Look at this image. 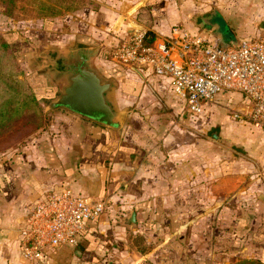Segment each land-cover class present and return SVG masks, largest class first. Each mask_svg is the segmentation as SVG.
<instances>
[{
    "label": "crops",
    "instance_id": "0c3cea01",
    "mask_svg": "<svg viewBox=\"0 0 264 264\" xmlns=\"http://www.w3.org/2000/svg\"><path fill=\"white\" fill-rule=\"evenodd\" d=\"M36 1L43 2L44 7L40 8L45 13L48 8L54 12V16L41 22L46 40L54 42L47 50L63 51L76 44L98 47L94 64L105 76L117 80L116 99L120 107L123 104L126 108V116L122 126L111 128L58 106L49 110L42 130L20 148L0 157V264H218L222 251L227 257L225 264L243 262V241L250 229L242 230L247 221L244 214L238 209L228 210L226 204L229 193L238 191V185L229 181L243 177L236 171L243 160L239 157L229 161L224 154L219 160L214 159L216 145L212 138L219 136H213L217 132L210 130L218 114L217 105L213 101L206 103L197 115L206 113V120L194 121L197 116L185 113L181 99L175 96L166 78L148 68L117 64L109 55L120 37L140 26L160 36L169 33L176 23L190 29L201 28L198 22L207 10L204 3ZM40 24L35 26L41 28ZM205 29L214 34V26ZM230 29L238 31L239 37H253L243 34L241 28L231 25ZM42 31L37 27L31 30L35 36ZM215 36L220 43V35ZM35 78L38 77L31 81L39 80ZM51 84L55 85L52 80ZM224 93L234 92L220 94ZM154 94L173 101L170 108L190 120H151L137 137L128 124V116L137 110L154 112L155 105L141 102L149 96L153 101ZM235 94L242 103L238 110H247L244 96ZM235 122H225L229 126L227 134L230 128L232 134L246 131L242 123ZM258 132L261 135L255 140L259 143V160L264 161V133ZM65 190L104 199V214L88 223L77 247L59 248L36 263L25 261L18 233L27 212L48 195ZM132 211L135 222L129 220ZM234 242L241 247L234 248ZM257 251L246 256L253 258Z\"/></svg>",
    "mask_w": 264,
    "mask_h": 264
},
{
    "label": "rangeland",
    "instance_id": "374dc122",
    "mask_svg": "<svg viewBox=\"0 0 264 264\" xmlns=\"http://www.w3.org/2000/svg\"><path fill=\"white\" fill-rule=\"evenodd\" d=\"M197 1L203 2L205 9H207L204 12V17L210 15L206 19V27L214 26V34L217 36L220 35V44L223 46L232 45L234 41L239 42L242 38L239 37L240 33L238 31L230 29L231 25L234 26V28H241L243 30L242 33H247L249 36L264 34V0ZM80 2L83 3V0L77 1V3ZM42 3V1L37 2L36 0H0V70L9 69L11 72L10 76L20 82H26L27 80L35 95L38 96L37 101L39 107L44 110V104L47 102L46 100L55 95L57 86L51 84L49 74H43L48 69L52 68L49 62L55 53L47 50L53 47L54 42H48L46 40L48 36L42 31L44 30L42 28L44 24L41 23L46 20V18L54 16L52 15L54 12L52 13V10L48 8L46 10L47 13H45L43 8H40L44 7ZM38 9L41 10V12H38ZM195 15L196 14H193L194 17ZM194 17L193 19H195L196 22L197 18ZM36 24H40L41 28L35 26ZM36 27L38 30L42 31L38 36H35V33L31 32V30ZM35 38H37L38 41H35ZM5 43H7L8 46L5 45L6 47H3ZM11 52L16 55V59L12 58ZM94 63L96 62L94 61ZM39 74L41 78H39ZM32 77H38L35 79L39 80L32 82ZM18 81H13V87L9 89L10 96L18 103L17 106H19V103L22 101L23 94L29 91L26 85H22V87L19 86L20 83ZM6 84L7 83L1 82L0 87L5 89V87H7ZM8 96L7 94H1L0 100ZM152 98L153 101H151V97L149 96L148 100L146 99V101L141 102L155 105L154 112H138L137 110L131 111L130 116H128V119H130L128 124L134 129L130 128V130H133V134L137 137L139 134L144 133H141L142 127L151 120H190L187 116H183L170 108L173 101H167L169 100L168 98L155 94ZM240 100L239 95L235 94V92L220 94L213 100L212 103L217 105L218 114H216L213 119V125L210 131H216V135L219 136L218 139L212 138L214 145H216L213 153L215 160H219L221 154H224L223 156H228L229 161L239 157L243 160L236 170L237 174L239 176L243 175V177L239 179L233 178L229 181L230 184L235 183L238 185V191L229 193L226 204L228 210L238 209L247 219L244 227H242L243 231L246 227L250 229V231L246 230V234L242 233V235H246V239L243 241V251L241 252L243 256L245 255L244 261H251L250 259H253L254 261L264 262V161L259 160V143L255 140L261 134L258 132V128L253 124L233 117V113L237 111L241 106L240 104H242ZM133 107L134 106H130V109ZM121 108H125L123 104ZM49 112L51 111L46 112L47 117L43 119L41 127L35 130H33L35 121L33 122L32 120L28 121L30 123L25 121L26 123L24 126L19 127L17 125L15 129L11 128L8 133L5 134V138L2 137V139H0V157L20 148L28 142L32 136L42 130V128L45 127L44 125L48 122ZM205 114L193 118L194 121L200 122L201 119V122L204 123L206 120ZM222 121L228 124L239 121L244 124L240 125L243 127L242 129H246V131L239 134H235V131H233L234 133L232 134V129L230 128V132L227 134V127L229 126L225 125V122L222 123ZM131 122H135L136 124L132 125ZM249 126H252L253 129ZM208 133L207 136H210V132ZM240 230L239 228V234ZM247 237H249V239ZM254 238L256 240H254ZM233 247L239 248L241 246L234 242ZM254 249L258 251L253 258L246 256ZM235 257L236 256H232V258ZM226 258L227 257L222 251L217 263L225 264L226 260L224 259Z\"/></svg>",
    "mask_w": 264,
    "mask_h": 264
},
{
    "label": "built area",
    "instance_id": "2783aa9c",
    "mask_svg": "<svg viewBox=\"0 0 264 264\" xmlns=\"http://www.w3.org/2000/svg\"><path fill=\"white\" fill-rule=\"evenodd\" d=\"M110 58L166 78L192 117L220 93L239 92L249 107L235 111L233 117L264 133V34L223 46L211 31L182 23L162 36L140 26L118 39ZM106 208L104 199L70 190L48 195L27 212L19 229L22 258L36 263L59 248L77 247L88 223L99 220Z\"/></svg>",
    "mask_w": 264,
    "mask_h": 264
},
{
    "label": "water",
    "instance_id": "95a60500",
    "mask_svg": "<svg viewBox=\"0 0 264 264\" xmlns=\"http://www.w3.org/2000/svg\"><path fill=\"white\" fill-rule=\"evenodd\" d=\"M199 27L205 29L203 23ZM53 53L49 62L52 68L45 74L50 75L57 91L47 99L44 111L61 106L107 127L122 126L126 108H121L116 99L118 82L114 77L105 76L94 64L99 48L76 44L63 51L54 49ZM213 136L217 137L216 133ZM129 220L135 222L134 211Z\"/></svg>",
    "mask_w": 264,
    "mask_h": 264
},
{
    "label": "trees",
    "instance_id": "16d2710c",
    "mask_svg": "<svg viewBox=\"0 0 264 264\" xmlns=\"http://www.w3.org/2000/svg\"><path fill=\"white\" fill-rule=\"evenodd\" d=\"M8 46L7 43L4 44L3 47ZM12 53V52H11ZM12 58L16 59V55L14 53L11 54ZM11 72L9 69L0 70V83L4 82L7 83L5 89L0 87V96L1 94H7L8 97L3 98L0 100V139L5 138V134L12 128L15 129L17 125L19 127L25 125V121L32 120L34 122L33 130L41 127V123L43 119L46 118V115L43 110L39 107L37 97L31 87V85L26 82H20L14 77L10 76ZM18 81L20 84L19 86L26 85L28 93L26 92L23 94V99L19 103V106L16 100L10 96L9 89L13 87L12 82ZM9 83V84H8ZM29 86V87H28ZM32 92H31V91ZM30 123V122H28ZM243 261L240 264H264L262 261Z\"/></svg>",
    "mask_w": 264,
    "mask_h": 264
},
{
    "label": "flooded vegetation",
    "instance_id": "af4514ba",
    "mask_svg": "<svg viewBox=\"0 0 264 264\" xmlns=\"http://www.w3.org/2000/svg\"><path fill=\"white\" fill-rule=\"evenodd\" d=\"M209 16H210V15H207V16L201 18L200 21H199V24L203 23L204 26H206V25H207V20H206V19H207ZM202 20H204V22H203Z\"/></svg>",
    "mask_w": 264,
    "mask_h": 264
}]
</instances>
